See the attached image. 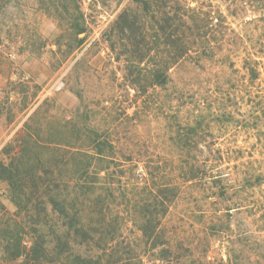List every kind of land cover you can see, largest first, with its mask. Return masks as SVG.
<instances>
[{
  "label": "rangeland",
  "instance_id": "374dc122",
  "mask_svg": "<svg viewBox=\"0 0 264 264\" xmlns=\"http://www.w3.org/2000/svg\"><path fill=\"white\" fill-rule=\"evenodd\" d=\"M174 2L200 12L214 53L190 54L168 87L142 93L108 37L133 0H81L87 31L74 51L36 0H0V158L24 151L70 175L61 157L89 150L95 129L114 156L98 170L123 182L106 219L119 247H138L132 264H264V0ZM5 187L0 206L14 213ZM163 188H176L162 224L170 263L144 246L131 214Z\"/></svg>",
  "mask_w": 264,
  "mask_h": 264
},
{
  "label": "trees",
  "instance_id": "16d2710c",
  "mask_svg": "<svg viewBox=\"0 0 264 264\" xmlns=\"http://www.w3.org/2000/svg\"><path fill=\"white\" fill-rule=\"evenodd\" d=\"M36 1L74 37L76 44L70 50L78 49L84 43L79 36L87 31L81 0ZM174 1L133 0L109 31L111 48L126 56L127 79L139 92L168 87L173 82L170 70L190 54L209 57L214 53L213 40L205 38L209 28L201 23L200 12ZM89 129L97 136L91 148L78 147L70 161L61 157L64 166L72 164L70 175L24 151L13 155L6 151L5 158H0L4 195L15 207L10 213L0 206V262L103 264L109 255L116 259L108 264H132L129 255L138 247H119L123 242H117L114 232L118 229L106 219L110 202L118 199L114 185L117 182L120 187L122 178L110 182L109 168H105V176L98 170L100 164L114 161L113 152L105 155V146L111 150L113 146L98 131ZM184 173L189 180L201 174L192 167ZM175 189L172 194L163 188L142 197L134 202L131 213L144 246L158 250L157 257L168 263L170 252L164 246L169 239L162 224L174 202Z\"/></svg>",
  "mask_w": 264,
  "mask_h": 264
}]
</instances>
